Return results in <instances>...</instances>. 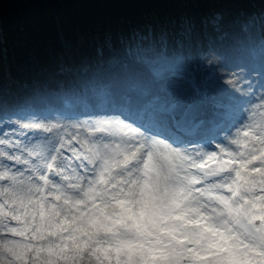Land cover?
<instances>
[{
  "label": "snow or ice",
  "instance_id": "snow-or-ice-1",
  "mask_svg": "<svg viewBox=\"0 0 264 264\" xmlns=\"http://www.w3.org/2000/svg\"><path fill=\"white\" fill-rule=\"evenodd\" d=\"M126 2L174 11L98 38L109 72L0 53V264H264V0ZM225 24L241 56L196 50Z\"/></svg>",
  "mask_w": 264,
  "mask_h": 264
},
{
  "label": "trees",
  "instance_id": "trees-1",
  "mask_svg": "<svg viewBox=\"0 0 264 264\" xmlns=\"http://www.w3.org/2000/svg\"><path fill=\"white\" fill-rule=\"evenodd\" d=\"M187 9L200 11L201 15L206 11L204 6L196 5ZM5 10L2 30L5 53L22 66L31 52L44 56L52 48L61 55L60 34L66 40H75L78 35L86 38L89 33L96 36L128 22L167 18L174 8L126 0H17L5 5Z\"/></svg>",
  "mask_w": 264,
  "mask_h": 264
},
{
  "label": "rangeland",
  "instance_id": "rangeland-1",
  "mask_svg": "<svg viewBox=\"0 0 264 264\" xmlns=\"http://www.w3.org/2000/svg\"><path fill=\"white\" fill-rule=\"evenodd\" d=\"M210 27L211 26H209V28L207 27L208 32H209ZM232 30L235 34H238L239 36L242 34L237 27L230 28L229 26H226V27H222V29L220 28V29L213 30L212 32H209L207 35H205L204 37H197L195 33L200 34L199 28H197L195 30L194 36L192 37V41L194 42L193 44H194L196 50L202 51V50H205L204 48H206L209 43H216L215 38L218 36V34H220L222 32H231ZM97 43L102 45V43H100L99 39L97 40ZM195 43L202 45L203 48L199 47ZM97 46H98V44H95L92 42L89 45L84 46L80 40L76 46H73V44L71 42H63V47L66 50L67 57H69V60H67L68 62H66L65 64L57 67L55 62H54L55 57H54L53 51L50 50L49 51L50 55L46 58V63H44V65H41V63H38L36 61L37 57L35 55L30 54L29 58L27 59L25 66H31V67L43 66V67H45L47 69V71H45V72H48V70L51 71V78H49V77H45V78L48 79L49 81L51 80L52 82H56L58 78H61V76H63V74L61 75L60 73H55L56 69H59L61 72L64 71L65 72L64 75L66 77H69V74L72 73L73 71L77 73V71H79V70L83 71L87 76L93 75V73L90 71L91 65L89 64V62L97 64V66L99 68H100V66H102V67L104 66V68L108 67L107 65H104V63L101 61L102 56H104V55H102V56L97 55ZM227 47L229 48L230 46H227ZM83 48H84V50H82ZM108 53L109 52L107 50H105L104 54H108ZM82 55H85V57H86V60L83 63L81 62V58H82L81 56ZM71 65H74V66L77 65V66L73 70L70 67ZM80 65H82V66H80ZM61 69H64V70L62 71ZM17 70L18 69H15V71H17ZM97 73H101V71H99V69H98V71L96 70V74ZM45 74L46 73H44L43 76Z\"/></svg>",
  "mask_w": 264,
  "mask_h": 264
},
{
  "label": "bare ground",
  "instance_id": "bare-ground-1",
  "mask_svg": "<svg viewBox=\"0 0 264 264\" xmlns=\"http://www.w3.org/2000/svg\"><path fill=\"white\" fill-rule=\"evenodd\" d=\"M219 35H223L222 39L219 42V46H215V45L211 44V45H209L210 49L215 51L216 54L219 55L222 59L234 60L237 57L242 55L238 49V41L241 39V37L238 34H235L232 30L231 32H224L223 34H219ZM227 46H230V47L228 48ZM112 55L113 54L108 53V54L104 55L101 59V61L104 63V65L108 66L107 68H104V66L103 67L100 66V68H99L97 66V64L89 62V64L91 65L90 71L93 74L96 73V70L98 71V69L101 72L102 71L107 72L108 70L111 71L115 67V65L111 61ZM98 74H103V72L98 73Z\"/></svg>",
  "mask_w": 264,
  "mask_h": 264
}]
</instances>
